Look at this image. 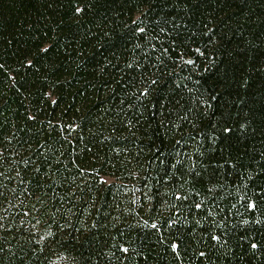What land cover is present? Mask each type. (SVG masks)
<instances>
[{
	"label": "trees",
	"instance_id": "16d2710c",
	"mask_svg": "<svg viewBox=\"0 0 264 264\" xmlns=\"http://www.w3.org/2000/svg\"><path fill=\"white\" fill-rule=\"evenodd\" d=\"M0 264H264V0H0Z\"/></svg>",
	"mask_w": 264,
	"mask_h": 264
},
{
	"label": "snow or ice",
	"instance_id": "6c2138e0",
	"mask_svg": "<svg viewBox=\"0 0 264 264\" xmlns=\"http://www.w3.org/2000/svg\"><path fill=\"white\" fill-rule=\"evenodd\" d=\"M77 11L79 12V11H80V9H79V8H77ZM254 247H255V245H254Z\"/></svg>",
	"mask_w": 264,
	"mask_h": 264
},
{
	"label": "rangeland",
	"instance_id": "374dc122",
	"mask_svg": "<svg viewBox=\"0 0 264 264\" xmlns=\"http://www.w3.org/2000/svg\"><path fill=\"white\" fill-rule=\"evenodd\" d=\"M106 180H109V178H106Z\"/></svg>",
	"mask_w": 264,
	"mask_h": 264
}]
</instances>
